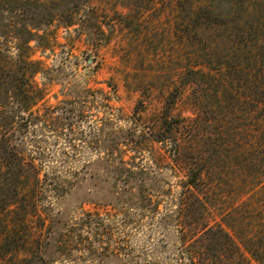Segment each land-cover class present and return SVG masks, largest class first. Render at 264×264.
<instances>
[{
    "label": "trees",
    "instance_id": "obj_1",
    "mask_svg": "<svg viewBox=\"0 0 264 264\" xmlns=\"http://www.w3.org/2000/svg\"><path fill=\"white\" fill-rule=\"evenodd\" d=\"M71 1L65 8L63 0H0V264H56L70 257V239L79 247L83 238L71 234L77 228L62 235L54 257L58 231L40 208L47 189L20 131L40 117L34 108L43 98L31 42L58 18L72 25L81 0ZM177 7L193 28L194 51L159 126L134 134L111 124L113 143L98 150L116 185L112 200L101 201L129 210L123 222L136 239L124 263L119 242L108 251L120 259L114 264H264V0H177ZM16 10L28 12L29 26L5 16ZM187 90L191 114L175 116ZM155 143L177 182H148L146 158H155L146 151ZM96 237H84L89 256H103Z\"/></svg>",
    "mask_w": 264,
    "mask_h": 264
},
{
    "label": "rangeland",
    "instance_id": "obj_2",
    "mask_svg": "<svg viewBox=\"0 0 264 264\" xmlns=\"http://www.w3.org/2000/svg\"><path fill=\"white\" fill-rule=\"evenodd\" d=\"M80 3L72 25L58 18L41 32L44 37L31 42L32 59L42 62L33 81L43 98L34 108V115L40 117L20 131L26 154L35 158L47 189L40 208L58 231L52 241L54 257L60 256L56 244L62 235L76 228L71 234L83 235L79 247L78 240L70 239V247L79 249L68 246L65 251L70 257L56 264H114L120 259L124 263L125 249L136 239L130 238L132 230L123 222L129 210L101 201L112 200L116 185L115 176L103 169L106 164L99 160L98 150L113 143L112 125L134 134L159 126L167 94L191 63L195 35L186 18L180 17L177 0ZM63 4L73 5L71 0ZM5 5L10 7L9 2ZM10 15L18 27L29 26L28 12L5 16ZM189 91L173 110L175 116L191 114ZM100 129L104 135L96 139ZM153 145L146 151V157L155 158H146L153 166L145 174L148 182L160 186L177 182V174L167 167L170 160L159 156L166 155L165 150ZM88 222H98L99 228ZM86 236L103 238V256L85 253ZM114 242L121 247L118 261L108 251Z\"/></svg>",
    "mask_w": 264,
    "mask_h": 264
}]
</instances>
